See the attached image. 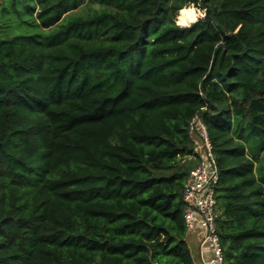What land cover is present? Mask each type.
<instances>
[{
	"label": "trees",
	"instance_id": "trees-1",
	"mask_svg": "<svg viewBox=\"0 0 264 264\" xmlns=\"http://www.w3.org/2000/svg\"><path fill=\"white\" fill-rule=\"evenodd\" d=\"M195 116L222 264H264V0H0V264H194Z\"/></svg>",
	"mask_w": 264,
	"mask_h": 264
},
{
	"label": "built area",
	"instance_id": "built-area-1",
	"mask_svg": "<svg viewBox=\"0 0 264 264\" xmlns=\"http://www.w3.org/2000/svg\"><path fill=\"white\" fill-rule=\"evenodd\" d=\"M202 17V16H201ZM189 136L194 144L195 165L190 169L182 191L184 224L188 232L199 233L200 264H222V253L216 234L215 185L218 170L211 152L205 126L195 116L189 124Z\"/></svg>",
	"mask_w": 264,
	"mask_h": 264
},
{
	"label": "bare ground",
	"instance_id": "bare-ground-1",
	"mask_svg": "<svg viewBox=\"0 0 264 264\" xmlns=\"http://www.w3.org/2000/svg\"><path fill=\"white\" fill-rule=\"evenodd\" d=\"M196 17V10L190 5L180 9L175 20L177 21L176 23L180 26H188L192 22H195Z\"/></svg>",
	"mask_w": 264,
	"mask_h": 264
},
{
	"label": "crops",
	"instance_id": "crops-1",
	"mask_svg": "<svg viewBox=\"0 0 264 264\" xmlns=\"http://www.w3.org/2000/svg\"><path fill=\"white\" fill-rule=\"evenodd\" d=\"M186 242L192 251L194 264H200L198 255L199 233L197 231L188 232L186 235Z\"/></svg>",
	"mask_w": 264,
	"mask_h": 264
},
{
	"label": "rangeland",
	"instance_id": "rangeland-1",
	"mask_svg": "<svg viewBox=\"0 0 264 264\" xmlns=\"http://www.w3.org/2000/svg\"><path fill=\"white\" fill-rule=\"evenodd\" d=\"M192 7H194V6H192ZM194 9L196 10V13H197V17H196V20H198L201 16H203V10H200L199 8H197V7H194ZM195 20V21H196ZM177 22V21H176ZM194 165H195V163H194ZM193 165V166H194Z\"/></svg>",
	"mask_w": 264,
	"mask_h": 264
},
{
	"label": "water",
	"instance_id": "water-1",
	"mask_svg": "<svg viewBox=\"0 0 264 264\" xmlns=\"http://www.w3.org/2000/svg\"><path fill=\"white\" fill-rule=\"evenodd\" d=\"M192 23H193V22H192ZM192 23H191V24H192ZM176 24H177V23H176ZM177 25H178V24H177ZM189 25H190V24H189ZM189 25H188V26H189ZM179 26H180V25H179ZM182 27H187V26H182Z\"/></svg>",
	"mask_w": 264,
	"mask_h": 264
}]
</instances>
